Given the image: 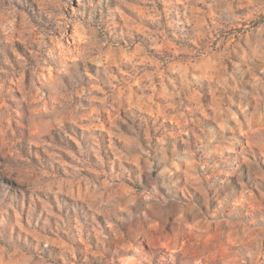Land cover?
Instances as JSON below:
<instances>
[{"label": "rangeland", "instance_id": "374dc122", "mask_svg": "<svg viewBox=\"0 0 264 264\" xmlns=\"http://www.w3.org/2000/svg\"><path fill=\"white\" fill-rule=\"evenodd\" d=\"M240 2L0 0V264H239L241 240L264 243V11ZM228 7L245 19L227 24ZM73 79L84 95L68 99ZM206 137L242 173L214 203L196 187ZM169 173L178 204L187 187L205 215L231 201L234 218L177 210L145 225L157 240L109 215Z\"/></svg>", "mask_w": 264, "mask_h": 264}, {"label": "clouds", "instance_id": "9594fccd", "mask_svg": "<svg viewBox=\"0 0 264 264\" xmlns=\"http://www.w3.org/2000/svg\"><path fill=\"white\" fill-rule=\"evenodd\" d=\"M236 7L246 8L248 9L249 16H255L257 12L264 11V0H260L259 3L254 2V0H246V2L245 0H241ZM225 12L229 16L226 23L230 26L233 22L245 19L244 16L236 15L231 7L225 9ZM212 31H215V29ZM257 41L260 44H264V40H260L259 35H257ZM248 48L249 50L253 48L251 42L248 43ZM245 56L247 57V53H245ZM247 58L251 59V57ZM61 74H68L69 79H72V77L75 76L76 79L81 82L83 81V76L80 75L78 70L75 73H65V69H61L57 74L58 77ZM73 93L81 96L84 95L82 91H79V86L76 84L75 79L72 80L71 91L64 89V94L68 99L71 98ZM70 112V104L65 103L61 106L57 115L61 119H66V113ZM17 115L19 116V113ZM33 120H35V115ZM31 126L34 127V123ZM20 127H23V125H20ZM205 139L207 140V143L197 144L195 147V151L201 154V159L200 162L197 163L196 169L198 170V175L203 177V182L198 183L196 187L197 190L204 196L205 203L209 200L214 203L217 200H222L227 196L228 192L231 191V189L226 186L225 180L221 179V176L227 177L228 175H242V173L237 172V170L227 165L223 159V154L225 152L233 151L230 144H214V138L208 139L206 137ZM36 140V137H30V142L35 143ZM188 158H191V156H188ZM206 169L210 171L212 177L211 179L208 172L205 171ZM257 176L261 184H264V172H259V170H257ZM184 191L187 194L185 198L186 203L178 204V180H174L171 173H169L166 183H161L159 185L154 183L152 188L147 190V194L141 193L134 198H129L123 209H120L119 202L113 204L112 208L109 209V215L115 217L121 225H126L130 230H134L137 236L143 235L145 238H154L157 240L160 238L159 235L151 232L150 228L145 227V225H153L157 219H159L162 223L166 222L168 217L176 215L177 210L181 213L192 211L203 221H208L210 219L213 224L225 223L226 216L234 218V205L231 201L223 203L222 209H216L215 216L212 215L211 211H208V214L205 215L191 203V194L188 193L187 187H185ZM245 191H247V189H245ZM260 194L264 197V192H261ZM201 207H204V205L202 204ZM121 213H125L126 215ZM260 219L261 223L254 226V230L259 231L261 240L264 241V215H262ZM174 228L177 232L184 230L179 222L174 225ZM245 235H247V233H245ZM135 251L137 254H140L139 249ZM235 254L238 257L239 264H254V261L258 257L260 258V264H264V243H261V245L258 246L256 244L249 243L247 240H241L237 245ZM141 260L145 261L146 264H151L150 258L147 254H142Z\"/></svg>", "mask_w": 264, "mask_h": 264}]
</instances>
